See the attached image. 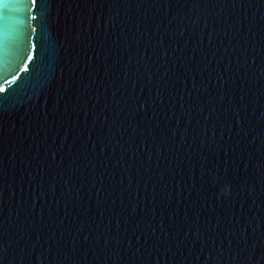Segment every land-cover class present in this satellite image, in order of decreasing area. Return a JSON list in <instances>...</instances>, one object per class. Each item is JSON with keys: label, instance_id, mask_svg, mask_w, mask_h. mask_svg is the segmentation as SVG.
I'll return each instance as SVG.
<instances>
[{"label": "water", "instance_id": "95a60500", "mask_svg": "<svg viewBox=\"0 0 264 264\" xmlns=\"http://www.w3.org/2000/svg\"><path fill=\"white\" fill-rule=\"evenodd\" d=\"M3 12L0 264H264V0Z\"/></svg>", "mask_w": 264, "mask_h": 264}, {"label": "snow or ice", "instance_id": "6c2138e0", "mask_svg": "<svg viewBox=\"0 0 264 264\" xmlns=\"http://www.w3.org/2000/svg\"><path fill=\"white\" fill-rule=\"evenodd\" d=\"M19 0H0V26H2V21L4 20V12L3 9L9 6H12L13 3H18ZM37 0H31V4L35 5ZM27 6V5H25ZM35 19V17H32ZM4 92V87L0 85V93Z\"/></svg>", "mask_w": 264, "mask_h": 264}]
</instances>
